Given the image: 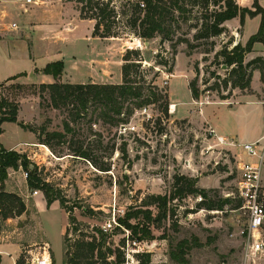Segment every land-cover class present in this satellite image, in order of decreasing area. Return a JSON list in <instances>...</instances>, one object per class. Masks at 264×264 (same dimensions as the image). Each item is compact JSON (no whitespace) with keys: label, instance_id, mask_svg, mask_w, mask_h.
<instances>
[{"label":"rangeland","instance_id":"rangeland-1","mask_svg":"<svg viewBox=\"0 0 264 264\" xmlns=\"http://www.w3.org/2000/svg\"><path fill=\"white\" fill-rule=\"evenodd\" d=\"M66 1L69 3L64 8L48 5L50 10H58L68 21L54 27L56 33H52V44L35 43L37 65L61 60L64 55L67 80H91L102 84L120 79L126 49L139 47L144 58L142 68L147 70L139 84L145 82L166 94L168 111L163 110V100L147 104L151 106L153 117L144 122L140 134L119 136L117 123L103 119L100 106L90 102L80 115L76 114L78 108L81 109L77 104L55 108L51 105L49 89L34 83L28 75L22 81L14 80L10 85L0 86V99L16 106L17 120L32 125L43 139L49 140L51 148L38 145L37 150L24 154L37 164L40 177L64 198L63 203L55 201L68 216L77 220L75 224L68 220L70 229L65 238L60 232L62 217L57 209H37L30 204L29 212L15 221V229L14 222L6 224L0 216V236L2 233L8 240L15 239L20 243L21 252L16 264H30L32 258L44 251L50 254L52 264H64L65 248L71 245L74 249L79 242H91L94 238L97 242L103 241L100 249L104 252L102 257L99 249L95 250V264H264V252L251 255L247 250L249 218L242 205L238 206L240 162L245 161L241 152L246 154L241 145L255 141L264 132V81L257 71L253 78L256 90L235 88L233 95L226 99L227 103L217 102L221 99L216 91H203L214 82L210 71L215 70L222 76L226 74L224 65H219L221 61L216 64L213 61L216 51L233 35L231 30L227 27V33L221 36L196 41L200 46L190 55L187 44L181 43L174 55L171 42H162L160 36L147 40V46V41L133 36L93 37L94 21L80 18L76 0ZM41 8L45 16L43 11L47 6ZM193 10L186 15L191 17L181 23L177 34L191 40L200 15L198 8ZM51 14L47 11L48 18L42 16V21L50 20ZM239 29L242 30L241 25L234 30V44L240 41L244 45ZM74 30L78 32L77 38L75 41L67 39L65 45V37ZM254 32L255 26L251 23L244 36L248 39ZM22 40L26 41V38ZM212 42L215 43L214 50L206 55L203 52ZM254 51L264 54V46ZM158 52L159 57L156 56ZM157 61L167 63L162 65ZM195 67L201 71L202 92L196 99L200 102L192 101L188 87L195 77ZM206 80L209 82L204 84ZM58 82L61 81L58 79ZM228 91L223 90L225 94ZM247 92L254 93L255 100L261 101L258 102L261 105L251 103L248 95L241 99L242 103L236 102ZM146 95L147 89H144L143 98ZM171 100L179 102L176 112L170 111V103H174ZM213 100L216 101L210 102ZM186 115L188 117H182ZM211 123L222 125L218 132L234 143L220 142L210 133ZM52 132L61 136H47ZM124 143L126 152L122 151ZM80 151L87 152L88 158L77 155ZM247 160L253 159L247 157ZM103 164L110 170H101L99 166ZM176 174L197 178L198 187L212 190L210 198L219 202L225 200L223 209L199 208L197 204L202 198L198 193L172 199ZM24 180L25 176L21 174L13 184L24 191ZM262 184L264 202V170ZM38 191L46 200L44 192ZM151 195L167 196V205L150 204ZM149 212L152 219L146 220L144 214ZM122 220L138 230L148 227L152 236L144 239L148 244L134 246L129 241L132 230ZM109 221L113 225L106 231L102 226ZM100 230L106 234L104 240ZM31 241L33 244H29ZM120 251L122 255L117 258ZM81 263L85 264V260ZM5 264H12V259L6 256Z\"/></svg>","mask_w":264,"mask_h":264},{"label":"trees","instance_id":"trees-1","mask_svg":"<svg viewBox=\"0 0 264 264\" xmlns=\"http://www.w3.org/2000/svg\"><path fill=\"white\" fill-rule=\"evenodd\" d=\"M77 10L81 19H89L94 21L92 30L93 37L99 38H119L133 36L135 38L147 41L160 36L161 41H169L172 53H178V46L186 43L188 47L187 54H192L200 44L196 41L203 39H214L227 33L225 26L227 20L239 17L240 25L244 26L246 16H261L259 28L256 33L252 34L246 44L240 41L234 44V36L223 44L222 48L215 53L213 63L226 65V74L222 76L215 70L210 71V78L214 79L212 85L205 90H214L217 92L221 100L230 98L235 88L241 90H251V81L254 70L261 72V79L264 81V57L259 55L246 61V55L253 51L254 45L260 42L264 45V7L259 0H253L251 7L242 6L237 0H76ZM119 3V4H118ZM198 8L200 15L198 23L195 25L196 32L193 40L182 34L177 35L183 21H188L191 16H186ZM190 15V14H189ZM241 29V28H240ZM238 30L241 32L242 30ZM176 37V38H175ZM162 46V43H161ZM215 43L212 42L211 47L203 53L206 55L214 50ZM156 56H160L159 52ZM207 59V58H205ZM121 66L122 82L114 83H63L58 79L63 74L64 62L56 60L49 62L42 72L51 74L57 80L54 83L43 84L42 87L49 89L51 94V105L55 108L66 106L69 104H77V115L81 114V110H87L88 104L98 105L101 108L103 119L117 123L128 122L137 108L144 105L163 100V110L168 111V96L164 94L158 87H152L150 84H139L144 72L147 70L142 68L144 58L139 47H129L123 55ZM165 65L167 62H158ZM195 77L188 84L194 99L201 96V86L199 84L200 69L195 67ZM15 78V77H13ZM209 80L204 81V84ZM144 89H147V95L143 98ZM223 90L228 91L227 94ZM134 99V100H133ZM132 101V102H128ZM16 106H12L9 102L0 99V134L2 133V123L4 121H13L19 123L23 128L35 132L40 143L51 148L48 139H43L41 133L30 124L18 121L16 117ZM5 108V109H4ZM9 108V110H6ZM49 135H59L56 132L48 133ZM126 144L124 143L122 151L126 152ZM0 216L6 220L10 217H16L27 211V206L22 197L16 193L6 190V180L9 177V168H23L27 175V183L33 190L40 189L44 192L47 207H50L55 200L64 202V198L58 194L53 186L44 181L39 173L38 166L30 160V158L16 150H7L0 147ZM83 158H88L85 151L77 154ZM101 170H110L109 166L103 164L99 166ZM198 179L183 174H176L173 181V190L171 198L177 196L188 197L194 194H200L201 200L197 206L207 209H223L225 200L216 201L209 197V190L197 186ZM168 202L167 196L151 195L150 204L159 203L166 206ZM242 205V200L238 199V206ZM146 220L152 219L151 212L144 214ZM129 219V216L126 217ZM69 223L75 224L77 220L69 214ZM132 230L131 237L142 241L150 238L151 231L148 227L140 230L135 226H131L126 220H122ZM69 227L66 228L65 238L69 233ZM77 229V228H76ZM104 240L105 233L100 230ZM141 233V234H139ZM103 241H96L94 238L91 242H79L78 246L70 245L65 248L64 264H82L81 260H85V264H95L93 261L95 250L99 249V254L103 257L104 252L100 249ZM112 252V250H110ZM116 254V257H120ZM1 262V255H0ZM19 262V261H18Z\"/></svg>","mask_w":264,"mask_h":264},{"label":"crops","instance_id":"crops-1","mask_svg":"<svg viewBox=\"0 0 264 264\" xmlns=\"http://www.w3.org/2000/svg\"><path fill=\"white\" fill-rule=\"evenodd\" d=\"M242 6H247L251 7L253 4V0H237ZM51 4H57L58 6L61 5L63 8L68 6V3L66 0H35V2L31 4H26L24 0H0V86L1 85H10V83L14 80L17 81H22L23 79H26L27 75L33 80L34 83L38 84H50L54 83L57 80L54 78L53 75L51 74H46L42 72V69L48 64L44 66H38L37 65V57L36 54L34 53L35 49V43L37 44L38 41L41 42H47L48 44H52V33L54 31V27L59 24L60 22H67L68 20L65 19L63 16L59 15V11L57 10L56 12L50 10L48 8V5ZM259 3L264 7V0H259ZM45 5L47 6V9L45 11L48 13H53L54 17H52L53 14H51L50 20L42 21L43 17L46 18V12L43 11L42 15V6ZM62 8V9H63ZM43 16V17H42ZM261 21V16L257 15L255 17H250L246 16L245 19V24L242 26V34L241 39L243 43L247 42V39L245 35V30L248 25L251 23L255 26V32H257L259 25ZM16 22L19 25L18 29H14L12 27V23ZM230 23H233L232 26H229ZM225 26L228 27L233 35H235L234 30L237 29V27L240 26V20L239 17L227 20L225 22ZM237 31V30H236ZM56 33V32H55ZM238 33V32H237ZM253 33V34H254ZM58 35V34H56ZM78 32L76 33L75 30L67 35L65 37V45H67L68 40H74V38H77ZM252 35V34H251ZM250 35V36H251ZM249 36V37H250ZM23 38H26L25 40H22ZM49 38V39H47ZM68 39V40H67ZM238 39V38H237ZM139 40V39H138ZM23 41V42H22ZM74 43V42H72ZM83 44L84 42H80ZM84 46L85 43H84ZM264 45L260 42L255 43V48L256 50H261ZM251 51L246 55V60L247 59H253L256 56H263V52H255ZM86 51V50H85ZM90 53V52H89ZM59 54V53H58ZM252 55V56H251ZM264 57V56H263ZM60 60V59H59ZM64 62V70L63 74L59 78V80L63 83H96L94 81H86V80H67L68 78L66 75V69H67V60H65V56L63 55V58L61 59ZM56 61V60H54ZM52 62V61H51ZM75 63V61L73 62ZM259 72L260 74V79H261V72L260 70L256 69L253 72V77L251 81V89H255L257 87L254 86L253 84V78L255 76L256 72ZM175 75L174 78H176L177 73L173 74ZM15 77V78H13ZM69 77V76H68ZM70 78V77H69ZM122 82V73L120 76V79H117L116 81H104L103 83H114V84H119ZM260 84V83H259ZM170 92V91H169ZM191 92V90H190ZM250 96L251 103L253 104H259L255 100V94L254 93H242L237 99L236 102L242 103L241 99ZM174 101V103L178 105V101ZM192 101L193 102H200L196 99L193 98L192 96ZM216 100L210 101L214 102ZM217 102H225L227 103L228 100H221ZM264 102V101H263ZM172 103V102H171ZM170 103V104H171ZM233 104V103H232ZM230 104V105H232ZM177 109V107H176ZM262 115L264 117V110L262 112ZM182 117H188L182 116ZM212 128L217 132L218 135H222L218 132V130L222 127L220 126L219 123H211ZM2 127V133L0 134V147H4L7 150H16L20 153H28V151H33L37 150V146H43L46 147L45 144L40 143L37 134L29 129L23 128L19 123L13 122V121H4L1 125ZM223 136V135H222ZM264 136L263 134L258 137L255 141L262 139ZM254 142V141H253ZM242 150V148H241ZM241 156L246 159V155L241 152ZM30 157V156H29ZM9 177L6 180V190L8 192H13L22 197L24 200L26 206H27V211L24 212L23 214L16 216V217H10L6 219V224H11L15 221H18V219H22L23 215L25 213L29 212L30 209V204L33 205L34 208L37 209H44L48 208L47 207V201L42 197L39 196L38 193H34V190L31 189L27 183V177L25 176V184H26V190L20 191L19 189L16 188V186L13 184L14 179L17 177L19 178L21 174H24L25 171L23 170L22 167L18 169L14 168H9ZM38 190V189H37ZM50 209H57L61 213L62 217V223L60 227V232L62 237H64L66 228L68 225V220L69 216L66 210L61 207L56 201H54ZM12 224V225H14ZM17 228V225L15 224V227L13 229ZM3 228H1L2 230ZM14 232V231H13ZM46 244H50V242L45 241ZM33 244V241L29 242V244ZM62 250H63V244H62ZM21 248H20V243L16 241L15 239H12V241L8 240L6 237H3L2 233L0 236V255H1V262L0 264H5L6 261V256L10 257L12 259V264L17 263V259L20 256ZM52 261V258H51Z\"/></svg>","mask_w":264,"mask_h":264},{"label":"built area","instance_id":"built-area-1","mask_svg":"<svg viewBox=\"0 0 264 264\" xmlns=\"http://www.w3.org/2000/svg\"><path fill=\"white\" fill-rule=\"evenodd\" d=\"M26 4H31L35 0H24ZM12 27L18 29L19 25L13 22ZM151 106L144 105L133 113L128 122L120 123L117 127L119 136H125L130 133L140 134L146 120H151L153 115L151 113ZM176 110V104H170V111ZM210 133L216 135L222 143L233 144L234 141H229L226 136L218 135L217 132L211 128ZM263 142L262 144H260ZM242 150L246 153L245 161L240 162V176L238 181V197L242 200V208L248 214V243L247 250L251 255L264 252V202L262 199L263 187V170H264V136L256 142L242 143ZM1 151V148H0ZM252 158V161H248ZM24 175L27 177L28 173ZM34 190V193H38ZM116 223V220H113ZM113 223L109 221L102 227L108 231L111 229ZM128 239L129 237L128 234ZM134 246L141 247L142 244L148 243L144 240L139 241L131 238L129 240ZM30 264H52L51 256L48 251H44L41 255L35 256L30 261Z\"/></svg>","mask_w":264,"mask_h":264},{"label":"water","instance_id":"water-1","mask_svg":"<svg viewBox=\"0 0 264 264\" xmlns=\"http://www.w3.org/2000/svg\"><path fill=\"white\" fill-rule=\"evenodd\" d=\"M149 44V42H145V45L147 46ZM223 68H226V65L223 66Z\"/></svg>","mask_w":264,"mask_h":264},{"label":"bare ground","instance_id":"bare-ground-1","mask_svg":"<svg viewBox=\"0 0 264 264\" xmlns=\"http://www.w3.org/2000/svg\"><path fill=\"white\" fill-rule=\"evenodd\" d=\"M171 104H175V103H171ZM176 107H177V105H176ZM174 112H176V110Z\"/></svg>","mask_w":264,"mask_h":264}]
</instances>
